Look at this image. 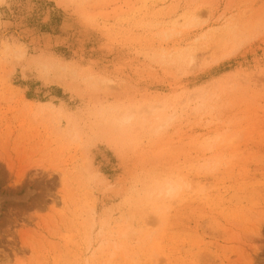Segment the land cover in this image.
<instances>
[{
    "label": "rangeland",
    "instance_id": "374dc122",
    "mask_svg": "<svg viewBox=\"0 0 264 264\" xmlns=\"http://www.w3.org/2000/svg\"><path fill=\"white\" fill-rule=\"evenodd\" d=\"M0 264H264V0H0Z\"/></svg>",
    "mask_w": 264,
    "mask_h": 264
},
{
    "label": "bare ground",
    "instance_id": "6f19581e",
    "mask_svg": "<svg viewBox=\"0 0 264 264\" xmlns=\"http://www.w3.org/2000/svg\"><path fill=\"white\" fill-rule=\"evenodd\" d=\"M191 58H192V57H191ZM193 60H194V59H193ZM139 110H140V109H139ZM128 111H129V110H127V115H128V114H129V116L132 115V114L130 113V112H132V111H131V110H130V112H128ZM148 112H149V110H148ZM121 113H123V112H121ZM121 113H120V114H121ZM125 113H126V112H125ZM135 113H136V112H135ZM144 113H145V112H144ZM150 113H151V111H150ZM114 115H115V113H114ZM122 115H123V114H122ZM137 115H138V113L136 114V116H137ZM151 115H152V114H151ZM109 116H110V115H109ZM117 116L119 117V113H118ZM124 116H125V117H124ZM132 116H133V115H132ZM166 116H168V115H166ZM166 116H163V117H166ZM110 117H112L111 119H114V116H113V115L110 116ZM120 117H122V116H120ZM120 117H119V118H120ZM123 117H124V118H123V120H124L123 122H125V123L128 122V121H126V120L129 119V118L126 117L125 114L123 115ZM138 117H139V116H138ZM142 117H144V116H142ZM147 117H149V116L147 115ZM156 117H157V115H156L155 117H153V116L151 117V116H150V118H151V119L149 118L150 120H147V119H146L147 124L149 123V121H150V122L152 121L153 124L155 125V123L158 122V121H156V120L154 121V118H156ZM102 118H103V117H102ZM102 118H101V119H102ZM130 118H131V117H130ZM168 118H169V117H167V119H168ZM170 118H171V117H170ZM117 119H118V118H117ZM117 119H116V120H117ZM138 119H139V118H138ZM141 119H142V118H141ZM164 119H165V118H164ZM102 120H103V119H102ZM116 120H115V122H116ZM134 120H135V118H134ZM104 121H105V120H104ZM106 121H107V120H106ZM129 121H131V119H130ZM136 121H137V120H136ZM136 121H133V122L136 123ZM144 121H145V118H144ZM160 121H161V120H160ZM167 121H168V120H167ZM112 122H113V121H112ZM112 122H111V126L114 125V123L112 124ZM133 122H132V123H133ZM138 122H139V121H138ZM138 122H137V123H138ZM152 122H151V123H152ZM154 122H155V123H154ZM119 123H120V122H119ZM128 123H129V122H128ZM132 123H129V124H131V125L133 126L134 123H133V124H132ZM142 123L145 124V122H143V119H142V122H141L140 124H142ZM117 124H118V123H117ZM153 124H152V126H153ZM135 125H136V124H135ZM148 125H150V124H148ZM114 126H116V125H114ZM114 126H113V127H114ZM155 126H156V125H155ZM155 126H153V129H154ZM157 126H158V127H161L160 125H157ZM117 127H119V126H117ZM117 127H116V128H117ZM135 127H136V126H135ZM158 127H156V128H158ZM120 128H121V127H120ZM136 128H137V127H136ZM156 128L154 129L155 131H157ZM110 130H111V129H110ZM110 130H107V131H105L104 133H107V134L110 133V134H111ZM122 130H123V129H122ZM128 130H129V129H126V131H128ZM131 130H132V129H131ZM158 130H159V128H158ZM118 131H120V130H118ZM113 132L115 133V130H114ZM119 133H121V132H119ZM119 133H117V134H115V135H114L113 133H112V134L115 136V138L118 139V137L120 138V137L122 136V135H120ZM127 133H128V132H127ZM124 134H125V133H124ZM168 187H169V186H168ZM158 189H159V188H158ZM174 189H175V188H174ZM159 190H160V189H159ZM172 190H173V188H172V187H169V188L166 190V193H167V194H171V193H172ZM161 191H162V190H161ZM162 193H163V191H162ZM164 195H165V194H164ZM166 196H167V195H166Z\"/></svg>",
    "mask_w": 264,
    "mask_h": 264
}]
</instances>
